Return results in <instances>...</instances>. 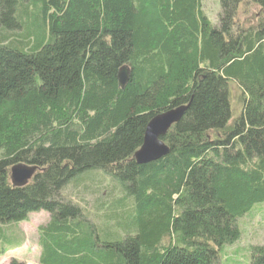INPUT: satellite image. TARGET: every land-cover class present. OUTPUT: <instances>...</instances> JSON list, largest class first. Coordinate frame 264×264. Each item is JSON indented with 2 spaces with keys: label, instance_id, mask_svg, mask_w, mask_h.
<instances>
[{
  "label": "trees",
  "instance_id": "obj_1",
  "mask_svg": "<svg viewBox=\"0 0 264 264\" xmlns=\"http://www.w3.org/2000/svg\"><path fill=\"white\" fill-rule=\"evenodd\" d=\"M221 9L214 27L202 0H0L1 256L39 211L38 264H218L240 241L264 203V0ZM183 106L170 153L138 165L148 124ZM20 164L37 172L15 188Z\"/></svg>",
  "mask_w": 264,
  "mask_h": 264
},
{
  "label": "rangeland",
  "instance_id": "obj_2",
  "mask_svg": "<svg viewBox=\"0 0 264 264\" xmlns=\"http://www.w3.org/2000/svg\"><path fill=\"white\" fill-rule=\"evenodd\" d=\"M203 11L214 27L219 26L221 14V0H202ZM258 12L253 10L254 18ZM234 108V118L230 122L233 128L235 120L240 116L239 96L240 90L236 85L231 86ZM51 219L50 213L39 211L28 215V222L17 226V234H23V245L21 248L10 251L0 256V264H11L15 259L25 264H38L40 257L39 232L38 229L46 225ZM241 238L235 245L225 246L219 253L218 264H250L252 258V247L264 245V203L257 204L250 213L238 221ZM19 238V237H18Z\"/></svg>",
  "mask_w": 264,
  "mask_h": 264
},
{
  "label": "water",
  "instance_id": "obj_3",
  "mask_svg": "<svg viewBox=\"0 0 264 264\" xmlns=\"http://www.w3.org/2000/svg\"><path fill=\"white\" fill-rule=\"evenodd\" d=\"M130 69L123 67L118 74L121 89H125L130 80ZM188 107H179L160 114L148 124L142 148L135 154L138 165L159 161L170 153V148L162 141L171 128L178 125ZM36 167L20 164L11 169V182L15 188H23L34 178Z\"/></svg>",
  "mask_w": 264,
  "mask_h": 264
},
{
  "label": "crops",
  "instance_id": "obj_4",
  "mask_svg": "<svg viewBox=\"0 0 264 264\" xmlns=\"http://www.w3.org/2000/svg\"><path fill=\"white\" fill-rule=\"evenodd\" d=\"M9 253V252H8ZM1 256V255H0Z\"/></svg>",
  "mask_w": 264,
  "mask_h": 264
}]
</instances>
